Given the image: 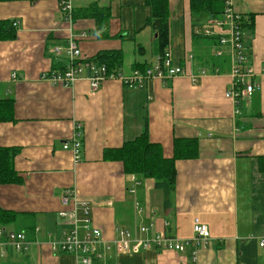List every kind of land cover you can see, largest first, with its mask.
Listing matches in <instances>:
<instances>
[{"label": "crops", "instance_id": "0c3cea01", "mask_svg": "<svg viewBox=\"0 0 264 264\" xmlns=\"http://www.w3.org/2000/svg\"><path fill=\"white\" fill-rule=\"evenodd\" d=\"M60 1L0 3V21L16 23L17 31L15 40L0 42V100H13L12 121L0 123V149L17 151L13 166L20 179L0 184V210L17 216L6 231L19 232L16 225L30 220L35 227L26 252L0 247V264H74L71 256L51 250L68 229L58 217L72 208L61 203L66 191L88 203L92 224L106 241L115 238L116 228L134 233L140 226L153 227L147 237L189 241L182 253L113 254L109 264H264V0H231L234 14L253 16V30L243 34V44L259 86L239 105L227 97L228 64L210 74L206 56L215 60V47L192 37L189 0H168L169 54L184 76L152 79L135 89L108 78L92 91L83 73L71 87L52 85L42 79L52 68L48 50L70 38L85 58L121 51L122 78L134 66L149 68L160 60L143 0H74L73 13L92 3L109 10L103 39L93 20L64 22ZM201 71L205 74L193 81ZM76 126L80 159L62 148ZM144 130L165 157L171 156L175 139L198 141L197 159L175 163V189L166 203L152 179L139 180L131 194L134 177L123 173L120 162L102 158L105 149L119 148ZM195 221L208 231L205 244L193 241Z\"/></svg>", "mask_w": 264, "mask_h": 264}, {"label": "built area", "instance_id": "2783aa9c", "mask_svg": "<svg viewBox=\"0 0 264 264\" xmlns=\"http://www.w3.org/2000/svg\"><path fill=\"white\" fill-rule=\"evenodd\" d=\"M73 1L61 0L59 9L64 22L72 24ZM82 2L84 0H76ZM239 16L231 10V0L225 1V10L221 19L209 20L201 33L207 37H217L218 46L214 49V56L226 58L229 66V73L232 78L230 90L227 97L231 98L236 105L242 100H248L258 90L259 86L255 82L256 73L249 63L248 49L243 44V35L238 26ZM16 26V23L14 24ZM199 33V32H198ZM84 38V34L81 35ZM65 46L49 47L48 55L52 63L63 61L66 71L63 73H50L42 76V79L49 81L52 85L71 87L77 80L81 79L85 73L91 90L96 91L102 83L108 79L104 76V67H97L88 62L82 56L78 44L70 38ZM260 71L264 74V64ZM88 72V73H87ZM205 74L201 71L198 76H191L196 81L199 76ZM185 71L172 65L169 53L164 55L162 61H158L153 67L146 68L143 72L134 70L127 78L117 77L122 84L129 88L144 87L152 79L169 80L176 76H184ZM16 79V75H12ZM109 78H115L110 76ZM80 126H76L74 136L63 145L64 150L73 153L76 159H80L82 143L80 140ZM134 186L129 191L135 194V187L138 181L132 178ZM63 206H72L69 211H61L58 217L68 223V229L61 232L58 242L51 243V250L61 254L69 255L73 258L74 264H109L111 256L114 254H137L144 251H176L184 252L189 241H175L163 235H153L147 237V233L152 226H140L136 232L125 231L119 228L115 230V238L106 241L101 231L94 227L90 216L91 208L85 201L77 200L70 191H66L61 197ZM112 205V203H108ZM135 203V207H137ZM38 230H35V233ZM193 234L196 245L205 244L209 234L206 227L197 221L193 225ZM9 246L15 252L26 251L30 243L24 233H4L0 230V246ZM264 247V242L260 243Z\"/></svg>", "mask_w": 264, "mask_h": 264}, {"label": "trees", "instance_id": "16d2710c", "mask_svg": "<svg viewBox=\"0 0 264 264\" xmlns=\"http://www.w3.org/2000/svg\"><path fill=\"white\" fill-rule=\"evenodd\" d=\"M14 0H0V3ZM226 0H189V10L193 18L192 37L195 40L207 43L211 47L218 46L217 37H207L201 33L205 24L199 21L200 16H204L206 22L214 19H221L225 10ZM144 5L149 9V17L146 26H149L156 37L157 48L160 60L169 53V9L168 0H143ZM239 16L238 26L242 35L253 30V16ZM73 21L78 19H89L95 23V30L98 38L107 37L108 22L110 12L107 8H100L95 3L73 13ZM196 20V21H195ZM15 23L9 20L0 21V42L13 41L17 36ZM199 32V33H198ZM214 56V55H213ZM211 73L216 74L227 65V59L213 60L212 56H206ZM88 62L97 67H104V76L119 77L122 67L121 51L99 52L92 58H87ZM146 68L134 66V70L143 72ZM66 65L63 61L52 63L51 73H64ZM88 73V72H87ZM240 102L237 104L239 105ZM13 111V100H0V123L11 122ZM17 154L16 150L0 149V184H16L20 182L14 171L13 159ZM104 161L120 162L123 166V173L126 176L139 180L152 179L155 182L156 190L162 192L164 203L169 201L175 189V163L177 161L195 160L198 158V141L196 139H175L172 145V154L165 157L160 144L149 141L147 130L133 141L124 143L116 149H105L102 156ZM260 171H264V164H260ZM17 216L0 210V229L16 223ZM17 230L24 231L28 240H33L34 226L32 220L24 224H17ZM193 261V260H192Z\"/></svg>", "mask_w": 264, "mask_h": 264}, {"label": "bare ground", "instance_id": "6f19581e", "mask_svg": "<svg viewBox=\"0 0 264 264\" xmlns=\"http://www.w3.org/2000/svg\"><path fill=\"white\" fill-rule=\"evenodd\" d=\"M0 230H2V231H4V233H11L10 231H6V230H4V229H0ZM36 230V229H35ZM38 230V229H37ZM20 232H22V233H24L25 234V236H26V239H27V241L30 243V245H29V247L31 246V242L28 240V238H27V235H26V233L25 232H23V231H19V232H15V233H20ZM38 232V231H37ZM5 246V245H4ZM1 248L3 247V246H0ZM7 247H9V246H7ZM29 247L27 248V250L29 249ZM10 248V247H9ZM11 249V248H10ZM26 250V251H27ZM14 251V250H13ZM26 251H23V252H16V253H24V252H26ZM15 252V251H14Z\"/></svg>", "mask_w": 264, "mask_h": 264}, {"label": "rangeland", "instance_id": "374dc122", "mask_svg": "<svg viewBox=\"0 0 264 264\" xmlns=\"http://www.w3.org/2000/svg\"><path fill=\"white\" fill-rule=\"evenodd\" d=\"M200 19H205V17L202 15V16H200L199 17ZM201 21H203V20H201ZM208 53H209V51H208ZM214 57V56H213ZM215 59H217V60H222L223 59V57L222 58H218V57H214Z\"/></svg>", "mask_w": 264, "mask_h": 264}]
</instances>
